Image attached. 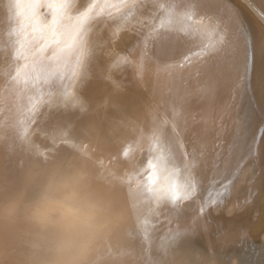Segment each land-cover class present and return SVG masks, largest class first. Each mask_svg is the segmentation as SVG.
Instances as JSON below:
<instances>
[{"label": "bare ground", "instance_id": "6f19581e", "mask_svg": "<svg viewBox=\"0 0 264 264\" xmlns=\"http://www.w3.org/2000/svg\"><path fill=\"white\" fill-rule=\"evenodd\" d=\"M10 2L0 0V146L67 139L85 148L101 171L124 185L141 213L144 231L136 244L145 255L173 231L190 230L181 240L186 247L214 254L218 264H253V254L240 260L215 253L212 225L253 212L241 188L247 181L264 213V0H204L165 57L177 66L174 72L157 75L150 66L142 78L134 65L144 37L163 15L154 5L182 8L187 0H137L145 6L135 8L121 0H31L46 25L54 15L50 5L64 3L73 26L71 41L46 47L20 26ZM209 16L218 34L225 28L244 34L226 62L200 55L211 39ZM164 120L172 163L156 186L183 182L189 164L196 184L190 197L176 202L143 193L155 155L152 129ZM255 163L260 170L249 177ZM256 262L263 264L264 254Z\"/></svg>", "mask_w": 264, "mask_h": 264}, {"label": "clouds", "instance_id": "9594fccd", "mask_svg": "<svg viewBox=\"0 0 264 264\" xmlns=\"http://www.w3.org/2000/svg\"><path fill=\"white\" fill-rule=\"evenodd\" d=\"M124 185L74 141L0 146V264H218L177 241L145 255Z\"/></svg>", "mask_w": 264, "mask_h": 264}, {"label": "snow or ice", "instance_id": "6c2138e0", "mask_svg": "<svg viewBox=\"0 0 264 264\" xmlns=\"http://www.w3.org/2000/svg\"><path fill=\"white\" fill-rule=\"evenodd\" d=\"M203 3L204 0H187L182 8L175 2L156 3L154 5L163 15L159 23L154 24L143 39L141 55L134 65L141 78L149 70L150 66L157 75H171L174 72L177 66L165 59V57L169 55L170 46L180 41V36L177 33H187L190 27L187 22L194 20ZM120 4L133 8L145 6L143 3H137V0H131V2L130 0H121ZM8 5L20 26L25 29L30 28L43 41L45 47L50 44L61 45L64 39L71 41L73 38L71 30L73 26L69 21L67 10L63 6L64 3L56 4L55 6L50 5V7H54V15L51 23L47 25L43 24L37 15L36 9L39 5L31 2V0H11ZM178 25L179 27H177ZM206 28L207 34L211 39L204 46L200 55L226 62L244 34L242 32L230 33L227 28L218 34V24L211 16L208 17ZM62 29L66 31L62 32ZM128 62L127 58H121V63ZM68 95L71 94L69 93ZM72 102L77 103L78 101L73 99ZM173 115L178 116L179 110L174 108ZM167 123L168 121L164 120L163 123H156L153 126L150 139L152 151L155 155L149 165L151 171L147 177V183L143 186V193L156 200L167 199L176 202L190 197L195 191L196 184L191 173V165L189 164L186 165L189 171L183 182L174 179L167 187L156 186L159 173L168 172L172 163L170 158L171 147L165 139L164 124ZM226 191L227 186L221 193L216 194L217 197ZM211 203L215 204L216 199L214 198ZM189 231H173L161 242L160 247H168L177 241H181Z\"/></svg>", "mask_w": 264, "mask_h": 264}, {"label": "rangeland", "instance_id": "374dc122", "mask_svg": "<svg viewBox=\"0 0 264 264\" xmlns=\"http://www.w3.org/2000/svg\"><path fill=\"white\" fill-rule=\"evenodd\" d=\"M262 101H264V91ZM261 159H264V152L261 156ZM251 167L252 168L249 172V177H252V175L254 174L257 175L255 172L257 170H260L258 163L252 164ZM241 188H243L246 193H249V207H252L253 212L250 213L247 217H240L232 221L228 220L231 217H226L224 215V212L221 210L220 213L225 217L218 219L220 220V225L218 224L219 226H215L217 223L212 225L217 235L213 247L215 253L224 254L232 259H234L235 257H239L240 260H242L241 255L244 254L246 256L245 258H247L251 254H253L255 255V260L257 261L259 257L263 258L264 254V213L260 214L261 210L257 202H260L261 200L259 198L260 196H257V190L254 188V186H252L247 181ZM262 207H264V204H262ZM212 217L214 216L212 215ZM231 253H234L235 256H230ZM256 261H254V263Z\"/></svg>", "mask_w": 264, "mask_h": 264}]
</instances>
